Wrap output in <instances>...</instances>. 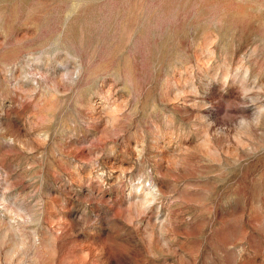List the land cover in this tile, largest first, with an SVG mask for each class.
<instances>
[{"label":"rangeland","instance_id":"obj_1","mask_svg":"<svg viewBox=\"0 0 264 264\" xmlns=\"http://www.w3.org/2000/svg\"><path fill=\"white\" fill-rule=\"evenodd\" d=\"M0 264H264V0H0Z\"/></svg>","mask_w":264,"mask_h":264},{"label":"bare ground","instance_id":"obj_2","mask_svg":"<svg viewBox=\"0 0 264 264\" xmlns=\"http://www.w3.org/2000/svg\"><path fill=\"white\" fill-rule=\"evenodd\" d=\"M102 98H103L102 102H98V104L89 102V105L93 111L95 118L100 119L104 125L108 126V124H113L119 116V112L121 111V108H120L121 99L118 100V98L116 97L113 99H109L107 91H106V96L104 95L102 96ZM105 109H106V112H104ZM260 109L258 107L257 113H254V115L256 114V118L260 116ZM165 138L171 139L170 134L166 136ZM178 146H180V143L179 141L178 143L176 141L174 147L177 149ZM157 147L160 148V155L163 158L170 159L172 162H174L173 158H175V156L171 155L167 150H163L162 146H157ZM178 156L182 157L184 156V153L182 152L178 153ZM133 197L137 198L136 203H138L139 205H143L150 200V193L148 190H145V188L142 189L141 187H139L137 188V191L135 192V194H133Z\"/></svg>","mask_w":264,"mask_h":264}]
</instances>
